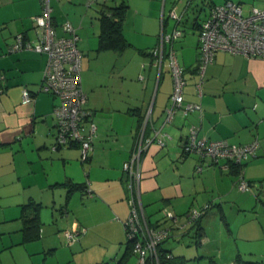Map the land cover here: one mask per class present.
Segmentation results:
<instances>
[{
	"label": "crops",
	"instance_id": "1",
	"mask_svg": "<svg viewBox=\"0 0 264 264\" xmlns=\"http://www.w3.org/2000/svg\"><path fill=\"white\" fill-rule=\"evenodd\" d=\"M223 1L50 0L57 34H63L61 25L69 21L78 36L85 106L93 111L97 125L94 149L81 162L76 144L53 148L51 112L56 99L39 90L47 55L8 50L16 33L36 40L34 18L41 12V2L0 0V255H7L5 264L43 260L68 264L87 251L92 252L84 257L88 263L119 260L127 246L123 222L129 214L122 165L140 132L153 140L164 132L169 135L162 147L152 142L142 155L140 199L151 223L164 225L165 212L183 215L193 204L212 201L216 209L207 211L199 222L204 235L218 214L223 221L227 217L229 224L236 214L238 223L230 224L231 231L234 235L238 231L243 241L232 254L212 264L237 257L264 261V58L218 50L202 76L196 70L199 24L209 5ZM250 1L264 6V0ZM120 7L126 48L98 50L101 13ZM173 9L181 15L182 34L173 42H164V50L172 47L184 67V103H197L201 109L186 115L177 111L165 123L172 76L167 59L159 64L152 50L177 25L170 15ZM119 65H124L123 71L111 70L108 83L103 80L97 85L99 67ZM128 78L129 85L119 84ZM199 82L200 92L196 89ZM25 88L32 100L23 103ZM192 125L207 139L259 142L256 154L243 166L242 177L250 182L249 190L239 189L235 167L223 168L224 161L212 164L182 151ZM197 165L200 171H195ZM86 182L88 188L83 190L81 185ZM29 201L40 203L41 226L38 239L23 241L21 208ZM183 220L180 217V225ZM69 221L82 230L72 243L62 234V225ZM192 233L187 226L175 227L161 247L173 254L177 242Z\"/></svg>",
	"mask_w": 264,
	"mask_h": 264
},
{
	"label": "built area",
	"instance_id": "2",
	"mask_svg": "<svg viewBox=\"0 0 264 264\" xmlns=\"http://www.w3.org/2000/svg\"><path fill=\"white\" fill-rule=\"evenodd\" d=\"M41 12L34 18L37 38L35 41L26 40L23 33H16L9 51L33 50L47 55L39 90L51 93L55 99L52 109L55 135L53 148L68 145L73 142L79 147V158L85 162L94 149L97 125L93 119V111L85 106L86 94L81 87V59L77 41L78 36L69 21L61 25L62 35H58L51 21L50 0H40ZM170 15L179 24L181 15L174 9ZM182 34L177 25L171 33L164 35L159 44L152 50L159 64L164 58L172 76V92L170 104L165 108L164 122L172 120L178 111L182 115L201 109L197 103H184L183 88L185 85L184 70L178 62L175 50L170 47L164 50V42H173ZM224 50L232 54H241L246 57L264 58V6L251 5L248 13H243L240 2L225 0L220 4L209 5L204 19L201 21L198 33L199 61L197 72L202 76L206 66L212 62L215 53ZM201 91L200 82L196 84ZM32 100L31 92L23 90L22 102ZM167 133L153 138H144L140 132L135 140L134 148L123 162V171L126 175L127 200L129 214L124 220L126 242L130 245L133 264H159V246L171 237L175 227L195 226L203 217L211 203H206L199 209L189 207L183 215L182 225L180 218L171 212H165L170 220L169 226H155L145 214L141 203L140 182L142 153L147 151L152 142L162 147ZM164 139V140H163ZM259 142L254 140L245 144L229 143L225 139H207L199 136V127L192 125L189 128L187 139L182 145L185 154H196L200 158H207L210 163L218 164L224 161L223 168L238 165V187L242 191L249 190V183L242 177L241 163L255 155ZM197 165L195 171H200ZM88 188V187H87ZM81 229L66 228L62 234L68 243H72L81 233ZM166 256L171 257V253ZM234 262V261H233ZM231 264H235V263ZM99 264H119V260H107Z\"/></svg>",
	"mask_w": 264,
	"mask_h": 264
},
{
	"label": "rangeland",
	"instance_id": "3",
	"mask_svg": "<svg viewBox=\"0 0 264 264\" xmlns=\"http://www.w3.org/2000/svg\"><path fill=\"white\" fill-rule=\"evenodd\" d=\"M214 1L219 2L221 0H214ZM233 1H236V0H233ZM241 1L243 5V13L247 14L248 9L252 5V1L250 0H241ZM255 5H259V4H255ZM204 9L205 7L202 10ZM123 66L124 65L122 66L119 65V66H115V68L111 67V69L106 68L104 70L101 67H99L97 70V74H96L97 85L99 86L100 84L104 83L103 80L108 83V81L110 80L111 70H116V72H119L120 70L123 71ZM129 82H131V80L128 78L126 79V82L122 83V80L121 82L119 81V84L125 87L129 85ZM113 89H114V92L118 93L117 86H115ZM120 90L123 93L124 88H121ZM86 178L89 179L88 174ZM261 198L264 199V194L261 195ZM211 202L205 200V201H202L200 204H193L191 205V207L199 209L204 204L211 203ZM213 209H216V207L214 205L213 206L211 205L208 211H211ZM226 219L224 218V221L221 220L219 217V214L215 216L213 220H211V222L209 223V229H207V232L205 234V241L202 243H196V240L198 239H196L192 235L193 233L189 236H183L182 241L177 242V248L173 250V255L183 257L185 259V264H212L213 262L214 263L220 262V260H222V257L224 258V256L226 257L229 254H232L234 252L235 246L238 244L240 245L241 243H243V241L239 239L238 231H236L235 235L232 234V231H231L232 229H231L230 224L231 223L233 224V222L238 223L237 215L234 214L230 218V222H231L230 224ZM72 222L73 221H69L68 224L62 225V226H65L63 227V229L72 228V227L73 229H77L76 227H74ZM187 227L189 229H193L195 226L191 225ZM80 234L81 233H79L78 236ZM76 238H79V237H76ZM46 253L48 252L46 251ZM87 253H92V252L87 251L86 253H81V254L79 253V256L75 257L74 262L71 261L68 264H94V263H88V261L86 260L87 258H84L85 255H87ZM42 255L44 256L45 254H42ZM6 259H7V255H0V264H5ZM133 262H134V258L131 257L129 260L126 261V264H133ZM232 262L233 261L230 260L225 264H231ZM233 263L238 264L236 263V261H234ZM221 264H224V263H221Z\"/></svg>",
	"mask_w": 264,
	"mask_h": 264
},
{
	"label": "trees",
	"instance_id": "4",
	"mask_svg": "<svg viewBox=\"0 0 264 264\" xmlns=\"http://www.w3.org/2000/svg\"><path fill=\"white\" fill-rule=\"evenodd\" d=\"M181 22V20H180ZM179 22V24H180ZM177 24V26L179 25ZM201 24V22H200ZM199 24V28H200ZM179 29H181L178 26ZM182 31V29H181ZM127 41L125 40L122 32H121V7L120 8H110L109 12H102L101 13V32L99 35V44H98V50H105V49H113L117 52H120L124 50L127 46ZM199 61V57H198ZM183 70L184 67L182 66ZM198 68V64L196 67V70ZM73 144V142H69L68 145ZM256 154V153H255ZM200 158V157H199ZM203 159V158H201ZM249 159V158H248ZM247 159V160H248ZM243 161L241 163V169L243 170L244 163L247 161ZM213 164V163H212ZM235 167V169L238 171V165H231ZM248 182V181H247ZM250 185V182H248ZM73 184V183H72ZM73 186H76L73 184ZM87 187V182L81 185V188L85 190ZM211 206V205H210ZM40 208V203H36L33 201H29L25 204L22 205L21 208V219L23 222L22 226V234H23V241H30V240H35L39 238V228L41 226L40 218H39V210ZM209 209V208H208ZM208 209L204 212V214L208 211ZM29 210H32L29 212ZM186 212L183 214L185 215ZM203 214V216H204ZM174 216L177 217H182L183 215H177L174 214ZM222 218V215H221ZM167 223L164 225H159V226H169L170 222L169 220L165 217L164 218ZM201 220V219H200ZM200 220L196 223L195 227L193 228V236L198 239L196 240V243H202L205 241V235L202 231V227H200L199 222ZM155 226H158L157 224H154ZM127 246L125 249V253L123 256L120 257L119 259V264H125L127 260H129L132 257L130 245L126 242ZM159 262L160 264H185V259L180 256H175L173 255L169 250L163 249L161 246H159ZM167 253H171V257L166 256ZM45 255L47 254L46 252L44 253ZM44 255V256H45ZM236 263L242 262L243 264H264V261H243L240 257H237ZM37 264H46L45 261L43 260L40 263ZM146 264H151V261H147Z\"/></svg>",
	"mask_w": 264,
	"mask_h": 264
},
{
	"label": "flooded vegetation",
	"instance_id": "5",
	"mask_svg": "<svg viewBox=\"0 0 264 264\" xmlns=\"http://www.w3.org/2000/svg\"><path fill=\"white\" fill-rule=\"evenodd\" d=\"M144 152H145V151H144ZM144 152H143V153H144ZM143 153H142V155H143ZM141 157H142V156H141Z\"/></svg>",
	"mask_w": 264,
	"mask_h": 264
}]
</instances>
